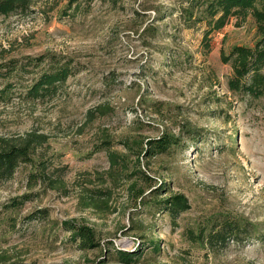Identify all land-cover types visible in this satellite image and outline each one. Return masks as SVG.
Instances as JSON below:
<instances>
[{"label":"rangeland","instance_id":"rangeland-1","mask_svg":"<svg viewBox=\"0 0 264 264\" xmlns=\"http://www.w3.org/2000/svg\"><path fill=\"white\" fill-rule=\"evenodd\" d=\"M68 2L33 0L0 17V87L13 89L0 103V138H45L0 182V264H123L114 251L140 248L133 264H264V98L230 92L221 60L254 45L252 19H231L208 49L203 28L180 24L175 0ZM53 55L73 76L54 96L27 100L21 93ZM39 57L30 74L5 70ZM165 136L179 144L139 163L131 156L126 173L111 169L109 151ZM160 184L157 201L187 200L176 223L139 206L137 193ZM65 221L93 229L99 247L78 250ZM225 223L243 233L221 244Z\"/></svg>","mask_w":264,"mask_h":264},{"label":"trees","instance_id":"trees-1","mask_svg":"<svg viewBox=\"0 0 264 264\" xmlns=\"http://www.w3.org/2000/svg\"><path fill=\"white\" fill-rule=\"evenodd\" d=\"M80 0H69L66 9L77 7ZM94 0H88V4ZM113 1V0H110ZM177 3L176 18L185 29L203 28V42L209 49V36L213 33H220L231 19L236 20V26L239 27L247 18H251L255 25L257 40L252 47L237 46L233 47L226 56L221 52V60L224 64H229L232 70L230 79L228 80V90L237 95L251 97L252 99L264 98V0H175ZM33 0H0V17H9L19 13L27 12ZM146 32L148 30H145ZM44 57L29 60L19 66L17 63H11L5 66L6 71H10L9 75L17 71L18 74H30L28 67L39 68ZM4 68V67H2ZM14 71V72H13ZM74 69L69 62H63L56 58L55 55L50 57L47 68L41 70L32 85H30L21 95L27 100L36 102L45 100L57 93V90L64 86L68 78L73 76ZM9 75L7 76L9 79ZM1 77V76H0ZM7 79V80H8ZM13 89L8 84L0 87V103H4L9 98ZM90 112L89 114H91ZM45 138L35 133L27 134L19 139L0 138V182L10 180L16 173L20 164L29 160L30 155L34 152V145L43 144ZM178 141L173 137L165 136L156 140H148L145 143L132 141L125 145L127 154H119L109 151L107 153L109 164L114 172L122 174L130 170L128 159L136 156L137 162L139 158H152L158 154L167 152L173 145L177 146ZM143 146L147 147L144 148ZM137 150V151H135ZM142 174V171L137 172ZM149 177H142L147 182ZM38 178H30L33 184H36ZM150 195H144L141 191L137 193L136 198H140L139 206L141 208L154 209L159 212L167 213L173 223L178 219L181 213L188 209L187 200L182 195H173L171 197L156 200L160 197L166 185H161L152 189ZM133 188V187H132ZM19 202L17 204H22ZM16 204V206H17ZM33 216H30L32 218ZM45 218L43 215L39 216ZM225 223L222 230L216 232L218 241L225 243L230 237H235L236 233L242 234V228L238 225ZM61 229L70 233V240L76 244L78 250L86 251L94 250L99 247L96 233L93 229L84 225H78L72 221H65L61 224ZM153 242V241H152ZM151 242L150 248L153 252L159 251L158 244ZM109 248L112 243H109ZM143 249H138L131 253L124 251H114L118 261L123 264L138 263L144 256ZM101 264L104 261H100Z\"/></svg>","mask_w":264,"mask_h":264}]
</instances>
